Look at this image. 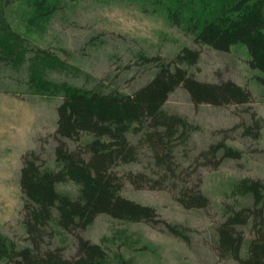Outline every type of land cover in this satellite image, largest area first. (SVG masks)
<instances>
[{"label":"rangeland","instance_id":"rangeland-1","mask_svg":"<svg viewBox=\"0 0 264 264\" xmlns=\"http://www.w3.org/2000/svg\"><path fill=\"white\" fill-rule=\"evenodd\" d=\"M187 2L179 26L168 18L170 10L178 8L175 0H12L7 9L8 21L16 33L55 56L42 63L48 68L46 73L41 65L33 63L31 67L33 76L53 84L69 82L86 87L102 80L130 93L148 77V70L139 63L140 56L170 59L189 47L200 53L197 65L190 70L195 78L210 83L229 79L251 93L247 104L219 107L194 105L182 87L168 97L164 110L198 127L188 143L175 149L178 180L174 182L178 187H195L210 203L203 209L184 208L176 200L172 181L162 188L145 185L139 189L124 181L122 195L154 207L158 221L129 223L97 216L81 234L107 249L109 260L105 264H120L119 257L126 264H238L220 257L215 245V228L225 218L224 204L231 203L225 195L237 179L250 177L264 182V87L257 81L260 73L249 67V55L242 45L225 53L196 44L188 31L189 24L196 20L193 18L205 16L206 6L218 8L220 1ZM28 77L21 67L0 70V234L19 246L28 244L19 186L22 156L33 151L40 164L54 168L57 143L53 134L56 107L61 102L55 85L34 89L24 84ZM253 113L263 120L258 141L242 133L241 126L251 123ZM220 140L241 150L242 157L226 158L217 168L203 165L200 151ZM63 141L70 149L78 146L72 140ZM153 169L149 152L142 146L138 161L121 165L117 171L145 170L151 174ZM58 190L75 196L77 186L61 183ZM165 223L186 228L185 237L174 236ZM238 228L250 237L247 227ZM51 244L62 246L66 258L75 255L71 235L56 234Z\"/></svg>","mask_w":264,"mask_h":264},{"label":"trees","instance_id":"trees-1","mask_svg":"<svg viewBox=\"0 0 264 264\" xmlns=\"http://www.w3.org/2000/svg\"><path fill=\"white\" fill-rule=\"evenodd\" d=\"M218 1V8L206 6L204 17L193 18L196 20L189 24V33L196 44L219 52H229L235 45L244 46L249 55L248 65L260 73L257 81L264 87V0ZM11 2L0 0V70L23 68L29 73L24 80L26 86L39 90L45 85H55L61 102L56 107L53 134L57 143L53 151L54 168L40 164L33 151L22 156L19 186L23 197L22 225L28 244L19 246L0 234V264L107 263V249L81 234L97 216L107 215L129 223L158 221L154 207L122 195L124 181L137 189L145 185L162 188L172 181L181 206L208 207L209 199L195 187H178L174 182L178 180L175 149L188 143L198 127L177 113L165 111L164 104L179 87L196 106L244 105L251 101L250 91L229 79L210 83L195 78L190 70L197 65L200 53L189 47H183L170 59L140 56L139 63L148 70V77L130 93L102 80L86 87L69 82L53 84L33 76L31 67L36 63L45 72L48 68L42 63L52 61L55 56L33 46L11 28L7 18ZM175 3L178 8L170 10L168 18L179 26L189 3L187 0ZM262 121L253 113L251 123L241 126L243 135L258 141ZM85 136L87 139L82 140ZM63 139L78 146L70 149ZM142 146L153 161L152 173L144 170L119 174V166L138 161ZM242 154L220 140L201 150L199 158L203 165L217 168L224 159L238 160ZM66 182L77 186L75 196L58 190V185ZM225 196L231 203L224 204L225 218L215 228L218 255L238 264H264V182L250 177L237 179ZM165 224L174 236L185 237L186 228ZM238 227H247L250 237ZM61 233L74 238L75 255L71 258L64 257L62 246L52 247L51 239ZM118 259L120 264H126L122 258Z\"/></svg>","mask_w":264,"mask_h":264}]
</instances>
